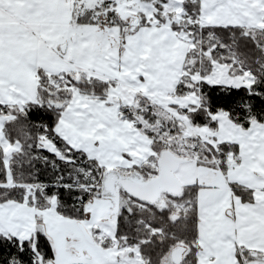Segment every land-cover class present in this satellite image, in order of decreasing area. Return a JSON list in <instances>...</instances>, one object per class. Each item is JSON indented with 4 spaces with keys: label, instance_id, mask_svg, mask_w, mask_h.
<instances>
[{
    "label": "snow or ice",
    "instance_id": "obj_1",
    "mask_svg": "<svg viewBox=\"0 0 264 264\" xmlns=\"http://www.w3.org/2000/svg\"><path fill=\"white\" fill-rule=\"evenodd\" d=\"M0 264H264V0H0Z\"/></svg>",
    "mask_w": 264,
    "mask_h": 264
}]
</instances>
